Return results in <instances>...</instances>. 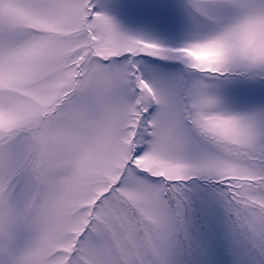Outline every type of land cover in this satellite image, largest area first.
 Returning <instances> with one entry per match:
<instances>
[{"label":"snow or ice","instance_id":"6c2138e0","mask_svg":"<svg viewBox=\"0 0 264 264\" xmlns=\"http://www.w3.org/2000/svg\"><path fill=\"white\" fill-rule=\"evenodd\" d=\"M0 264H264V0H0Z\"/></svg>","mask_w":264,"mask_h":264}]
</instances>
